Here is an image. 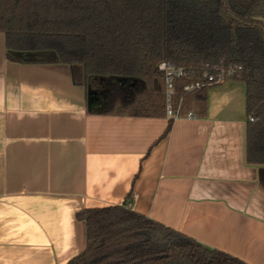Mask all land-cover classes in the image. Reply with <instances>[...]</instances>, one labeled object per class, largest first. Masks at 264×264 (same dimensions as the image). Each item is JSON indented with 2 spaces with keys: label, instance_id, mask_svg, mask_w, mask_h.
Wrapping results in <instances>:
<instances>
[{
  "label": "crops",
  "instance_id": "0c3cea01",
  "mask_svg": "<svg viewBox=\"0 0 264 264\" xmlns=\"http://www.w3.org/2000/svg\"><path fill=\"white\" fill-rule=\"evenodd\" d=\"M8 57L0 31V264H68L86 207L122 204L203 245L264 264V164L246 153V87L206 90L194 119L103 114L80 65Z\"/></svg>",
  "mask_w": 264,
  "mask_h": 264
},
{
  "label": "trees",
  "instance_id": "16d2710c",
  "mask_svg": "<svg viewBox=\"0 0 264 264\" xmlns=\"http://www.w3.org/2000/svg\"><path fill=\"white\" fill-rule=\"evenodd\" d=\"M8 57L46 52L107 82L103 114L165 116L171 60L188 76L176 83L185 111L206 112V90L185 92L204 67L235 65L246 87V153L264 164V0H0ZM172 119L163 135L171 128ZM122 204L86 207V248L68 264H248Z\"/></svg>",
  "mask_w": 264,
  "mask_h": 264
},
{
  "label": "built area",
  "instance_id": "2783aa9c",
  "mask_svg": "<svg viewBox=\"0 0 264 264\" xmlns=\"http://www.w3.org/2000/svg\"><path fill=\"white\" fill-rule=\"evenodd\" d=\"M158 68L164 74L165 116L172 120L182 116L188 119L196 118L193 111H185L182 98L176 100V83L188 76L187 70L171 60H162ZM235 72V65H228L227 67L217 65L214 68L204 67L198 79L183 84L182 88L185 92H191L208 85L218 84L232 78Z\"/></svg>",
  "mask_w": 264,
  "mask_h": 264
},
{
  "label": "flooded vegetation",
  "instance_id": "af4514ba",
  "mask_svg": "<svg viewBox=\"0 0 264 264\" xmlns=\"http://www.w3.org/2000/svg\"><path fill=\"white\" fill-rule=\"evenodd\" d=\"M106 85H107V82H104V79H99L98 84L95 85L93 87V90L91 91L92 96L98 102H100V98L104 94V91L106 90Z\"/></svg>",
  "mask_w": 264,
  "mask_h": 264
}]
</instances>
